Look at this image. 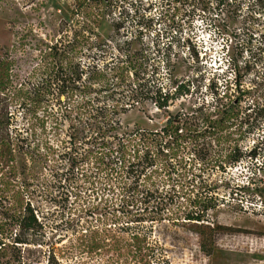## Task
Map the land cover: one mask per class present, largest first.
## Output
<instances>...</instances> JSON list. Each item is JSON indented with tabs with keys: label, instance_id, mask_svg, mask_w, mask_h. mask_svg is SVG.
<instances>
[{
	"label": "rangeland",
	"instance_id": "374dc122",
	"mask_svg": "<svg viewBox=\"0 0 264 264\" xmlns=\"http://www.w3.org/2000/svg\"><path fill=\"white\" fill-rule=\"evenodd\" d=\"M66 34L86 36V64L138 52L148 91L162 84L174 99L118 114L117 132L140 131L142 151L97 178L73 159L95 141L89 115L62 114L38 94L0 110V218L10 201L30 203L45 225L12 245L14 226L0 264H264V0H0V53L20 78ZM177 113L193 122L164 134ZM220 152L246 157L221 167ZM197 190L212 206L204 219L174 220Z\"/></svg>",
	"mask_w": 264,
	"mask_h": 264
},
{
	"label": "trees",
	"instance_id": "16d2710c",
	"mask_svg": "<svg viewBox=\"0 0 264 264\" xmlns=\"http://www.w3.org/2000/svg\"><path fill=\"white\" fill-rule=\"evenodd\" d=\"M87 43L84 35L70 39L66 34L52 44H44L46 48L41 49V59L35 63L25 78H20V74L13 72L15 62L9 50L0 53V110L7 109L11 104L22 106L38 94L48 97L49 102L51 97L56 98L62 114H78L81 117L89 115V119H93L92 128L98 129V132L92 148L80 156L77 153V156L73 157L74 163L88 164L90 169L88 176L91 178L102 175L108 177L116 165L128 167V164L131 165L132 160L139 157L142 151L137 141L138 138L141 141L143 137L140 131L125 134L117 132L121 127L118 114L127 112L128 108L135 107L138 103H146L149 99H154L159 110L167 109L175 94L164 91L162 84H156L153 94L148 91L146 68L144 62L139 60V53L136 51L115 56L116 62L113 67L106 64L100 66L95 62L84 63L82 56L91 58V54L84 50V45ZM96 84H99V90H104L107 94L102 96L101 106H97L99 114L93 115L89 113L92 111L89 103L92 102L90 95ZM178 89L180 91V87ZM62 96L65 97L64 100ZM63 105L65 110L62 108ZM193 118L192 114H170L163 133L171 135L172 132L179 133L186 130L193 122ZM8 136L20 140L19 134L12 136L8 133ZM115 141L120 145L117 151ZM229 148L231 154L236 150L231 145ZM229 153H218L215 162L224 167L223 159L229 165H235L246 157L242 153L234 156H229ZM258 154L257 151H250L251 157H257ZM204 198L206 196L203 191L197 190L194 197L189 198V205H178L179 217L174 220L202 221L204 212L212 207L206 204ZM8 210V215L0 218V251L4 254L9 245L7 237L13 233L14 226L18 225L20 232H14L12 245L31 243L22 237V232H37L45 227L35 207L30 203L19 207L15 201H10ZM137 238L138 236H134V239ZM9 262L13 264L11 260Z\"/></svg>",
	"mask_w": 264,
	"mask_h": 264
}]
</instances>
